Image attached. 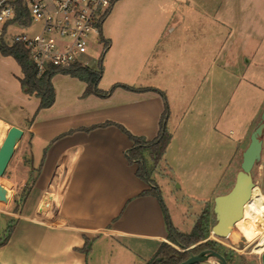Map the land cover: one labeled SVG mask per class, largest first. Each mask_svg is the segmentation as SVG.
<instances>
[{
	"label": "crops",
	"instance_id": "0c3cea01",
	"mask_svg": "<svg viewBox=\"0 0 264 264\" xmlns=\"http://www.w3.org/2000/svg\"><path fill=\"white\" fill-rule=\"evenodd\" d=\"M101 36L100 89L122 83L165 95L171 139L151 174L160 191L173 178L192 193L225 160L241 159L264 108V0H115ZM50 81L53 103L39 110V98L21 88L0 93V109L14 104L32 112L26 125H16L20 184L1 189L5 200L16 189L20 198L0 264H146L170 243L168 231L160 203L144 193L150 186L126 157L132 141L116 124L152 139L162 95L121 86L107 97L84 95L86 82L61 72ZM253 96L243 124L232 120L238 100ZM216 188L201 197L200 209L230 189ZM45 194L56 205L44 203ZM167 209L178 230H191L198 212L187 215L183 229Z\"/></svg>",
	"mask_w": 264,
	"mask_h": 264
},
{
	"label": "rangeland",
	"instance_id": "374dc122",
	"mask_svg": "<svg viewBox=\"0 0 264 264\" xmlns=\"http://www.w3.org/2000/svg\"><path fill=\"white\" fill-rule=\"evenodd\" d=\"M39 31V25L29 24L27 26L21 27L17 23H8L5 27L4 40L11 41L13 35L24 32L27 35H35ZM264 45V42L262 46ZM94 57L97 54L98 47H93ZM92 66L96 67V60H92ZM21 76V70L17 62L11 56H5L0 54V93L11 94L15 90H20L18 78ZM33 95V94H32ZM258 96V94H257ZM258 98V97H256ZM255 97L240 98L236 108H232L231 118L232 120H240L238 123L243 124L246 115L244 112V106L246 102H254ZM34 100V99H33ZM246 101V102H245ZM14 103V101H13ZM242 103V104H241ZM233 104V101H232ZM233 106V105H232ZM32 107V106H31ZM262 113V111H261ZM260 113V115H261ZM245 115V116H244ZM260 115L256 121V124L252 131L257 127L260 121ZM32 116V112L23 109L22 107H15L13 104L9 110L0 109V145L6 135L7 130L11 126L26 125ZM251 131V132H252ZM250 136V135H249ZM262 141L260 150V159L255 163L251 170V175L256 189V197L262 199L264 202V128L259 136ZM233 146H231V150ZM242 154V153H241ZM14 153L5 169L0 175V185L6 189L7 186L19 185L22 174L19 167H15L13 164ZM241 159L237 163L235 160L229 164L228 160L223 162V166L220 171L216 172V175L205 178V182L198 185L194 192H188L186 185L183 183L181 188H176L175 182L179 183L177 179L174 181L172 178H165L166 176H161L159 179H166L165 182H161L163 187L161 188V196L170 209L174 223H178L183 229L185 226L183 223L187 222V215L190 213L198 212V215L204 210H207V226L210 227L215 223V214L213 213V201L210 200L206 203L205 207L200 209L202 205L203 195H209V191L214 189V187L220 191L223 189H229L232 186L235 174L240 169ZM235 163V164H234ZM232 167L231 177L227 181L226 175L229 174L230 168ZM14 166V167H13ZM11 174V175H10ZM9 177V178H8ZM189 180V179H188ZM187 180V181H188ZM188 183V182H187ZM7 185V186H6ZM185 185V186H184ZM189 185V184H188ZM213 185V186H212ZM192 187V186H191ZM5 195V194H4ZM204 197V196H203ZM253 197V196H252ZM20 198V192L18 189L13 193L10 199L6 201H1L0 198V239L4 237L7 225L11 222L12 213L15 210L16 202ZM192 204V209H189L187 204ZM200 209V210H199ZM248 215H251V210H247ZM196 216V219L198 217ZM194 217V215H193ZM191 218V217H190ZM189 218V219H190ZM249 219V216L246 218ZM190 223V222H188ZM259 228L264 229V221L259 222ZM261 232H257L252 237L247 238L241 230L239 225L234 224L231 228L228 237H217L212 235L210 232L209 236L212 240L217 242V248L221 253H224L229 264H261L260 254L255 251V245L258 244ZM199 264H218L214 258H209L208 261H203Z\"/></svg>",
	"mask_w": 264,
	"mask_h": 264
},
{
	"label": "trees",
	"instance_id": "16d2710c",
	"mask_svg": "<svg viewBox=\"0 0 264 264\" xmlns=\"http://www.w3.org/2000/svg\"><path fill=\"white\" fill-rule=\"evenodd\" d=\"M113 1L115 0H111V3ZM4 32L5 26L2 28V33L0 34V54L13 57L20 66L22 72V75L18 78L20 88L25 94H33L39 98L37 110L48 107L53 103L54 90L50 79L53 74L58 72L70 74L71 76L78 77L79 79L85 81L86 88L84 95L94 94L100 97H107L116 86H121L132 91L155 90L162 95L164 107L160 115L157 134L152 139L148 140L142 136L133 135L122 125L116 124L132 141L131 146L126 150V157L130 163L136 164V175L150 186L149 190L144 191V193L154 195L160 203L168 231L167 239L170 243H162L146 264H178L188 258L192 251L194 253H198L200 250L207 247L213 249V246L216 245L217 242L215 240L208 239L211 227L209 229L207 226V210L204 208V210L198 215L189 232H182L178 230L171 221L168 209L162 199L159 186L151 177L152 171L162 159L166 147L171 139V133L167 127L170 111L164 93L156 88L133 87L122 83H116L108 90L100 89L98 87V82L102 74V58L104 50L107 47L106 41L104 42V48L97 61L96 67L91 68L78 64H73L65 68L49 66L42 74L37 75V68L29 59L27 50L23 44L18 41H14L11 44L6 43L3 38ZM108 123L110 122L104 123L103 125ZM29 188V185L26 186L24 192H27ZM24 197L25 195L22 196V200ZM12 223L13 222L11 220V222L7 225L5 235L0 239V246L7 242L13 229ZM88 248L89 241L86 239L83 250L85 251ZM181 249L186 250L182 251ZM215 250L219 251L218 248H215ZM222 254L226 258L225 254Z\"/></svg>",
	"mask_w": 264,
	"mask_h": 264
},
{
	"label": "built area",
	"instance_id": "2783aa9c",
	"mask_svg": "<svg viewBox=\"0 0 264 264\" xmlns=\"http://www.w3.org/2000/svg\"><path fill=\"white\" fill-rule=\"evenodd\" d=\"M111 5V0H0V34L8 23L39 25L35 35L21 32L5 41L23 44L37 75L49 66L93 68L92 60L97 65L104 48L101 25ZM94 46L98 47L95 57Z\"/></svg>",
	"mask_w": 264,
	"mask_h": 264
},
{
	"label": "water",
	"instance_id": "95a60500",
	"mask_svg": "<svg viewBox=\"0 0 264 264\" xmlns=\"http://www.w3.org/2000/svg\"><path fill=\"white\" fill-rule=\"evenodd\" d=\"M264 128V108L260 115L257 127L250 133L249 143L241 154L240 169L235 174V179L230 189L213 198V213L215 223L211 226V233L217 237H227L236 221L244 215V204L251 197L253 179L251 170L260 159L262 141L259 138ZM22 130L16 126H11L0 145V175L4 171L5 165L9 162L16 142L19 140ZM0 185V198L3 199ZM48 205H56L57 199L49 194L42 198ZM209 258H214L218 264H228L222 253L213 249L201 250L198 253H191L188 258L178 264H197ZM261 264H264V249L260 254Z\"/></svg>",
	"mask_w": 264,
	"mask_h": 264
},
{
	"label": "bare ground",
	"instance_id": "6f19581e",
	"mask_svg": "<svg viewBox=\"0 0 264 264\" xmlns=\"http://www.w3.org/2000/svg\"><path fill=\"white\" fill-rule=\"evenodd\" d=\"M8 163L5 165L4 171ZM256 189L257 187L253 184L251 189V197L244 204V215L241 219L236 221L235 224L241 227L242 233L247 238L252 237V235H254L257 232H261L262 235L260 236L259 242L257 245H255V251L259 253L262 252V250L264 249V229L259 228V222L264 221V202L262 201V199L256 197ZM1 201H6L4 196L3 199H1ZM248 209L251 210V215H248L247 213ZM248 216L249 219H246Z\"/></svg>",
	"mask_w": 264,
	"mask_h": 264
},
{
	"label": "flooded vegetation",
	"instance_id": "af4514ba",
	"mask_svg": "<svg viewBox=\"0 0 264 264\" xmlns=\"http://www.w3.org/2000/svg\"><path fill=\"white\" fill-rule=\"evenodd\" d=\"M210 232H211V230H210ZM212 235H213V234H212ZM228 236H229V235H228ZM228 236H227V237H228ZM208 239H211V237L208 236ZM192 246H193V245H192ZM216 246H217V244L213 246V247H214L213 250H215V248H217ZM190 247H191V246H190ZM188 248H189V247H188ZM188 248H186V249H188ZM186 249H181V250L183 251V250H186ZM205 249H212V248H208V247H207V248H204V249H202V250H205ZM200 251H201V250H200ZM192 253H194V252L192 251ZM220 253H221V252H220ZM228 264H229V263H228Z\"/></svg>",
	"mask_w": 264,
	"mask_h": 264
}]
</instances>
